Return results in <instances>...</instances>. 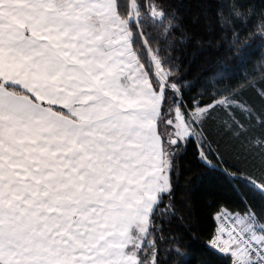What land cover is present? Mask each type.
Segmentation results:
<instances>
[{
	"label": "snow or ice",
	"instance_id": "obj_1",
	"mask_svg": "<svg viewBox=\"0 0 264 264\" xmlns=\"http://www.w3.org/2000/svg\"><path fill=\"white\" fill-rule=\"evenodd\" d=\"M88 7L0 0V264H264V151L230 164L183 88L154 117L133 106ZM137 201L146 226L125 232Z\"/></svg>",
	"mask_w": 264,
	"mask_h": 264
},
{
	"label": "trees",
	"instance_id": "obj_2",
	"mask_svg": "<svg viewBox=\"0 0 264 264\" xmlns=\"http://www.w3.org/2000/svg\"><path fill=\"white\" fill-rule=\"evenodd\" d=\"M115 2L131 32L136 59L158 91L162 85L151 56L160 61L169 104L171 93L180 97L183 88L188 101L195 97L198 104L190 114L213 107L205 117L215 122L206 124L224 158L236 167L249 164L257 145L264 151V124L259 123L264 119V0ZM224 99L239 106L224 107L218 103ZM213 179L208 177L209 185Z\"/></svg>",
	"mask_w": 264,
	"mask_h": 264
},
{
	"label": "rangeland",
	"instance_id": "obj_3",
	"mask_svg": "<svg viewBox=\"0 0 264 264\" xmlns=\"http://www.w3.org/2000/svg\"><path fill=\"white\" fill-rule=\"evenodd\" d=\"M91 9L96 11H102L101 15V30L96 33H99L98 39L103 38L105 42H116L117 44V54H120L124 57V62L127 68L135 71L136 82L140 86V94L144 99V105H141L143 109H140L143 112H151L153 117L159 114L160 104L164 97L165 81L166 76L162 70L161 63L154 56H151L153 67L158 75V78L161 82L162 89L157 91L155 87L151 84L148 76L146 75L142 66L134 60L131 42V32L129 30L127 22L121 20L116 12V2L115 0H86ZM136 17V18H135ZM134 18L139 20L137 15L134 13ZM95 25V24H94ZM142 88V89H141ZM224 107L234 106L238 107L234 100L224 99L218 102ZM216 106V105H214ZM213 107H207L203 109H198L195 112L191 113L190 116L197 121L203 120V118L209 113ZM177 121L180 127H185L184 117L182 115L181 109L177 106L173 107ZM153 127V126H152ZM157 150L159 149V143L156 144ZM146 216L140 215V209L136 214V221L134 223L135 227L142 233L146 226Z\"/></svg>",
	"mask_w": 264,
	"mask_h": 264
},
{
	"label": "crops",
	"instance_id": "obj_4",
	"mask_svg": "<svg viewBox=\"0 0 264 264\" xmlns=\"http://www.w3.org/2000/svg\"><path fill=\"white\" fill-rule=\"evenodd\" d=\"M84 13H85V15L83 16V19H84V22L88 25V28L92 32H96L97 29H99L97 32L102 31L101 30V18H102L101 13H102V11L101 10L96 11L95 9L93 10L90 7H88L84 10ZM97 39H98V37H97ZM105 43L113 46L114 50L117 52L116 42H105ZM130 45H131V42H130ZM132 52H133V50H132ZM117 55L121 56L120 54H117ZM133 57H134V60L136 62H138L134 52H133ZM3 67H4L3 63H0V70H2ZM132 72H133V76L135 77V71H132ZM138 85H139V83H137L136 79H135V83H134L135 95L131 98V102H132L133 106L137 107L140 110V109H143V107L141 105H144L145 101L142 98V95L140 94V90H139L140 86H138ZM150 123L153 126V130H154V126H155L154 118L150 121ZM157 142H158V138H157ZM138 205H139V201H137V206L128 205L126 208V211L121 214V220L123 221V227H124L125 232L127 231V229L130 226H133L135 221H136V214H137L138 209H139Z\"/></svg>",
	"mask_w": 264,
	"mask_h": 264
}]
</instances>
